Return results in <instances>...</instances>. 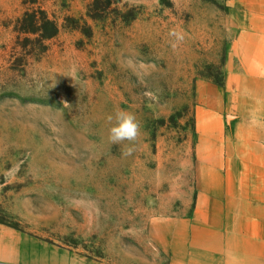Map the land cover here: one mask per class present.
Returning <instances> with one entry per match:
<instances>
[{
  "label": "rangeland",
  "instance_id": "1",
  "mask_svg": "<svg viewBox=\"0 0 264 264\" xmlns=\"http://www.w3.org/2000/svg\"><path fill=\"white\" fill-rule=\"evenodd\" d=\"M34 9L44 45L20 31ZM253 68L264 104V0H0V223L37 239L0 264H172L157 240L193 212L201 84L229 127ZM121 109L131 154L108 139Z\"/></svg>",
  "mask_w": 264,
  "mask_h": 264
},
{
  "label": "crops",
  "instance_id": "2",
  "mask_svg": "<svg viewBox=\"0 0 264 264\" xmlns=\"http://www.w3.org/2000/svg\"><path fill=\"white\" fill-rule=\"evenodd\" d=\"M257 73L253 68L250 74ZM237 80L229 127L220 114L221 97L201 84L193 212L171 225L172 236L167 226L165 240H157L172 253V264H264V104L259 93L248 92V84L259 80ZM252 113L259 125L251 123ZM30 240L37 239L0 223V262L24 261Z\"/></svg>",
  "mask_w": 264,
  "mask_h": 264
},
{
  "label": "clouds",
  "instance_id": "3",
  "mask_svg": "<svg viewBox=\"0 0 264 264\" xmlns=\"http://www.w3.org/2000/svg\"><path fill=\"white\" fill-rule=\"evenodd\" d=\"M169 36L174 38L175 41H182L183 35L171 29L169 31ZM67 106V104H65ZM251 123L254 125H259V118L255 113L251 114ZM107 120L111 127L109 128L108 139L113 144H123L128 142L129 147L127 148V154H131L134 151V146L138 142L141 136V125L137 120L134 113L128 112L126 110H117L114 114L109 115Z\"/></svg>",
  "mask_w": 264,
  "mask_h": 264
},
{
  "label": "trees",
  "instance_id": "4",
  "mask_svg": "<svg viewBox=\"0 0 264 264\" xmlns=\"http://www.w3.org/2000/svg\"><path fill=\"white\" fill-rule=\"evenodd\" d=\"M20 31L28 34L39 35L41 45H44L45 40L56 36L58 28L42 9H34L25 13V16L20 22ZM223 85V82H219Z\"/></svg>",
  "mask_w": 264,
  "mask_h": 264
}]
</instances>
